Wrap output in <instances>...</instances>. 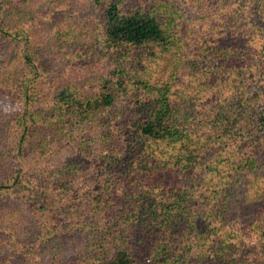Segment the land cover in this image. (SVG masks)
<instances>
[{
    "label": "trees",
    "instance_id": "1",
    "mask_svg": "<svg viewBox=\"0 0 264 264\" xmlns=\"http://www.w3.org/2000/svg\"><path fill=\"white\" fill-rule=\"evenodd\" d=\"M168 1L82 0L85 43L56 18L71 0H0V92L21 104L0 112L1 245L35 264H264V0H189L198 38ZM186 54L193 80L151 82ZM52 56L112 69L63 81ZM250 179L262 188L231 216Z\"/></svg>",
    "mask_w": 264,
    "mask_h": 264
},
{
    "label": "rangeland",
    "instance_id": "2",
    "mask_svg": "<svg viewBox=\"0 0 264 264\" xmlns=\"http://www.w3.org/2000/svg\"><path fill=\"white\" fill-rule=\"evenodd\" d=\"M82 0H71L70 3H73L72 6H69L64 11L63 9L60 10L59 14L56 15L57 19H61L64 23L68 24L70 21H73V28L76 29V32L80 36V38L86 42H93L97 41L99 38V35H96L97 32L93 33V30L98 28V19L96 17V13H92L89 10V6H86ZM163 2H168V0H161ZM171 3H174L175 7H177L179 13L187 19V23L184 24V27H188V30H190V34H193V38H198L197 35H204L207 34V28L208 25H202V19H201V8L199 4L194 7L189 0H170ZM165 2V3H166ZM170 5V3H169ZM172 5V4H171ZM172 9V6L170 7ZM75 11H83L81 15H79V19L82 17V22H76L74 20ZM60 20V21H61ZM147 52H140L135 53L136 55H141L142 58L146 57ZM175 56V55H174ZM167 58L158 60V65H155L151 68L150 74H151V82L152 83H171L173 86L177 85H183L185 86L189 80H193V75H189L188 72H186V66L188 63V55L180 56V57H174V60H171L169 62V56H166ZM131 58V57H130ZM135 59V58H131ZM167 59V60H166ZM180 61L181 66L177 72H180L178 76L173 78V76H170V73L173 70V63ZM147 61H145V65L151 66V64H146ZM66 62H62L60 57L55 60V56L51 57L50 64L46 67V69L49 71V75H51L55 71H61L60 73H57L60 75L59 79L63 81H68L67 76L71 75L70 77H78L81 79V84L83 85L84 82L90 78L96 77L97 78L100 75H108L111 71V66H109L108 60L103 59L102 61L96 62V59L94 57L88 58L84 66H74V64H65ZM172 68V70H170ZM141 69V68H139ZM183 87H181L182 89ZM21 108V104L15 100L12 99L0 92V112H10L19 110ZM59 155L54 156L53 160H60L61 158H65L68 155H73L72 149L64 148L61 154V149L58 150ZM69 151V152H66ZM91 151V150H90ZM262 165H264V162H262ZM254 181V182H253ZM205 188L207 185H212L203 182ZM262 183L255 179H250L245 182L243 186L238 191L237 196L229 201L231 204L230 207V214L231 216H236L238 214H242L239 211V203L238 200L243 199L245 201H249L252 203V201L255 198V195L259 192L257 191L258 188H262ZM262 191V190H260ZM238 199V200H237ZM255 211H258V205L255 207ZM256 241V240H255ZM254 241V242H255ZM47 251L35 252L36 257H38L39 261L43 262L42 264H47ZM0 264H35V259L31 261V257H28V255L25 254V251H22L21 249L17 247H13V245L7 243L5 245L0 244ZM65 264H70L65 261ZM75 264V263H74Z\"/></svg>",
    "mask_w": 264,
    "mask_h": 264
}]
</instances>
